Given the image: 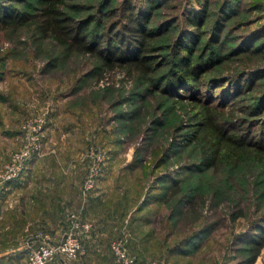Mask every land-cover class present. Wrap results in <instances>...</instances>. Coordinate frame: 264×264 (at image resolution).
<instances>
[{"label":"rangeland","instance_id":"obj_1","mask_svg":"<svg viewBox=\"0 0 264 264\" xmlns=\"http://www.w3.org/2000/svg\"><path fill=\"white\" fill-rule=\"evenodd\" d=\"M65 1L72 17L95 19L89 41L96 40L108 57L109 45L120 49L113 57L129 51L135 19H144L155 32L162 24L168 29L151 41L147 56L155 63L145 73L129 58L106 67L94 55L69 50L42 35L35 19L2 24L0 176L41 126L33 187L70 175L64 194L57 195L56 188L50 197L35 196L44 211L64 200L73 215L82 217L77 210L98 205L103 217L112 216L105 237L124 239L137 264H248L250 243L264 231V101L259 103L264 34L254 38L260 41L255 50L233 49L264 23V0L239 1L241 16L225 25L218 44L210 38L220 0H154L150 9L148 0ZM36 4L0 0V7L16 11L33 12ZM256 16L258 24L244 25ZM207 45L221 57L218 64L196 86L176 84ZM210 106H215L214 119L221 124L227 119L226 128L246 146L220 145L217 152L205 127ZM99 154L100 170L85 194L83 184ZM7 191L0 189V203L6 198L8 205L23 206L24 197H9ZM30 216L21 211L20 221L5 233V223L0 225V250H9L0 252V264H26V248L40 240L39 233H49L41 226L31 228ZM13 218L7 211V221ZM17 235L24 237L20 245L10 241ZM10 248H18L16 254ZM85 252L65 259L78 260ZM252 264H264V244Z\"/></svg>","mask_w":264,"mask_h":264},{"label":"trees","instance_id":"obj_2","mask_svg":"<svg viewBox=\"0 0 264 264\" xmlns=\"http://www.w3.org/2000/svg\"><path fill=\"white\" fill-rule=\"evenodd\" d=\"M153 1L154 0L147 1V8L150 9V6H152L150 3ZM239 1L241 0L219 1V6L212 25L213 36L210 38V42L213 44H218L220 42L219 36L221 35V31L225 28V25L228 24L232 18L236 16L238 17L239 14L236 12ZM65 4V0H37V4L35 5L33 12L8 10L5 7H0V26L2 24V26H17L18 24L35 19L38 24V29L42 35L52 37L59 44H65L69 50L94 55L106 67L110 64L112 66L116 64H126L129 58V64L130 62H136L134 63V66H140L144 69L145 73L151 71L152 68L150 64L155 63V59L147 56L150 51L153 50L149 47L150 43L155 36L163 34V32L168 29L167 25H160L158 30L155 32V30L153 31L149 29L144 24V19H129L130 21L134 20L133 22L136 23L135 26L130 28L131 35H129V41H133V45L129 47V51H124L119 57H113L114 53L119 52L120 49H117L119 47H115L117 49L116 51L114 48L110 49L109 45L107 49L112 57H108L107 55L102 54L103 52L101 50L97 49L96 40L89 41L92 36L90 25L95 19L92 18V16L82 20L76 19L66 13L64 10ZM206 7L207 4H205L203 11L206 10ZM203 20H205V18H202V21ZM257 20H260L257 16L251 18L250 20L247 19V21L244 22V25H247L249 22V24L253 22L254 24H258L259 22H256ZM241 23L242 22L240 20L237 23V27H240L242 25ZM257 29H259L258 32L256 31L257 33L250 34L249 38L239 45L240 49L235 47L233 52H238L240 50L244 51L243 49L247 46H249L247 51H252L259 47L260 41H258V43L254 40V38H256L257 35H260L259 32H261L262 35L264 34V23H260L256 26V28L250 30L255 31ZM132 50L134 51L130 52ZM204 50L194 64H188V66L183 69V75H179L180 77L178 78V82L176 84H189V82H191V86H196L200 82L202 76L213 66L218 64L221 57L215 54V50L213 48L210 49L208 45ZM260 101H264V95L259 98V103H261ZM214 109L215 106L207 107L205 113V127L208 130L207 133L213 146L216 147L218 145L217 152L219 147L221 149L220 145L246 146V141L234 138L226 128V126H229L227 119L224 121V124L219 123L217 118L214 119ZM259 147L262 149L263 145L261 144ZM213 164L214 159L213 161L206 163L207 166H212ZM254 237L255 238L250 243L249 249L252 252V259L248 261V264L254 263L259 255L260 248L264 244V231L258 233Z\"/></svg>","mask_w":264,"mask_h":264},{"label":"crops","instance_id":"obj_3","mask_svg":"<svg viewBox=\"0 0 264 264\" xmlns=\"http://www.w3.org/2000/svg\"><path fill=\"white\" fill-rule=\"evenodd\" d=\"M35 161H30L20 175L19 179L13 183L12 187L7 189L8 191L6 194L8 193L7 195H9V197L22 196L25 198V201L23 206L22 203H15L11 206L8 205L9 202L7 199L3 198V201L0 203V225L2 226L5 223L4 233L7 232V228L14 227V224L17 221H20V212L25 211L31 215V222L28 223L29 226L33 224L31 228L34 226H41L49 232L54 241H59L62 237V234L69 228L70 215L75 214V210L72 209L73 207H69L65 201L62 200L61 204L57 205L55 209L52 208L49 211H44L43 207L39 205L41 200L38 202L35 196L44 194L46 197L48 195L50 197L56 188L58 190L57 195L64 194L69 189L67 181L69 180L70 175H67L64 181L59 178L56 183L47 182L45 187H33L36 184L37 178L39 176L37 171H35V165L37 162ZM46 179L50 181L49 177ZM72 195L75 196V191L72 192ZM76 201L78 202V199ZM9 208H12V210H9ZM117 208H120V206ZM117 208L112 209V211L117 210ZM7 211H13L14 218L12 220L7 221ZM77 211H79L82 217H84L79 218L91 223L92 226L88 234L84 235L83 239V244L86 251L85 255L78 260H69L65 259V257L58 256L50 264H118L110 248L112 239L110 237L106 238L104 234L105 229L108 226H111L109 220L112 216L110 217V215L106 214L103 217V215L100 214L102 211L98 205L95 206L90 204ZM24 236L28 237L27 233ZM21 238V235H17L16 237L14 236L13 240L11 239L10 241L13 243L15 240L18 242L17 245H20L23 243L22 240L24 237L22 239ZM4 242L7 241H3V243ZM10 249L12 251L10 254H16V249L18 248ZM3 251L7 252L9 250H0L1 253H3Z\"/></svg>","mask_w":264,"mask_h":264},{"label":"built area","instance_id":"obj_4","mask_svg":"<svg viewBox=\"0 0 264 264\" xmlns=\"http://www.w3.org/2000/svg\"><path fill=\"white\" fill-rule=\"evenodd\" d=\"M41 126L34 130L37 137L28 140V143L13 154L5 172L0 176V189L7 190L11 184L16 182L27 164L33 159L41 156V147L38 144V134ZM30 143V144H29ZM101 154L94 156L93 165L83 184V193L91 191L95 184V177L100 170ZM100 162V163H99ZM69 230L67 229L59 241H53L49 233H39L40 239L36 244L26 248V264H50L57 256L76 259L83 254L82 234L87 233L92 228L91 223L84 221L78 216L70 215ZM124 239L112 241L110 248L118 264H136L135 257L132 256L125 247Z\"/></svg>","mask_w":264,"mask_h":264}]
</instances>
